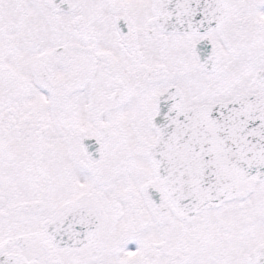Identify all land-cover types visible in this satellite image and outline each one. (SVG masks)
<instances>
[{
    "label": "snow or ice",
    "instance_id": "6c2138e0",
    "mask_svg": "<svg viewBox=\"0 0 264 264\" xmlns=\"http://www.w3.org/2000/svg\"><path fill=\"white\" fill-rule=\"evenodd\" d=\"M0 264H264V0H0Z\"/></svg>",
    "mask_w": 264,
    "mask_h": 264
}]
</instances>
